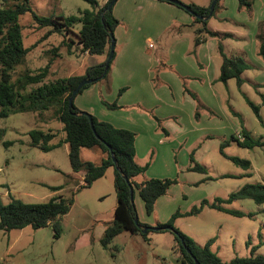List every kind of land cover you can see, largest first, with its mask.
Listing matches in <instances>:
<instances>
[{"label": "rangeland", "instance_id": "374dc122", "mask_svg": "<svg viewBox=\"0 0 264 264\" xmlns=\"http://www.w3.org/2000/svg\"><path fill=\"white\" fill-rule=\"evenodd\" d=\"M30 1L32 9L46 17L80 15L82 10L92 8L84 0ZM107 1L100 0V3L105 5ZM127 1L118 0L114 6L126 16L131 11L134 17V20L125 18L114 32V59L122 40L132 38L136 58L141 61L136 68L143 85L139 88L131 84L133 87L124 101L128 104L134 100L143 101L144 104L140 106H143L142 111L146 112V119L149 121V126L131 128L140 134V149H145V153L141 151V158L136 161L140 165H152L151 172L149 175L145 173V178L178 179V183L164 195L170 199L169 202L161 204L160 210H155L151 218L140 211L141 218L149 220L148 226L158 227L159 224L168 222L177 210L189 211L200 206L203 200L212 203L217 197L226 199L248 183L264 182V146L249 149L231 140L232 135L237 138L240 135L245 140L242 133V128L245 127L255 139L264 141V58L260 54L262 40L257 37L258 34L264 37V0H256L251 11L239 10L238 0H220L214 16L208 19L209 26L228 28L233 32L224 41L226 54L229 56V50H232V55L243 56L241 47L248 45L250 55L245 59L254 66L242 74L245 80L242 87L238 86L234 78L215 85L232 107L224 106L223 109L215 100L212 107L216 110L214 112L200 105L194 94L197 88L203 87L207 93L206 99H203H214L209 96L210 89L207 85L202 84L201 66L193 56L194 48L191 50L195 29L199 26L195 23V17L185 8L169 1L153 0L158 4L174 5L176 11L193 20L191 26L183 22L173 24L170 15L164 16L162 11L149 9L142 0ZM179 1L186 5L206 7L211 3V0ZM20 23L24 46L30 47L31 51L27 54L25 63L18 66L14 79L28 70L37 71L50 60H53L50 69L52 78L83 74L108 57L82 54L79 44L74 45L77 52L69 54L67 43L70 37L76 39L75 34L64 31L51 33L53 27L38 26L32 13L24 14ZM218 32L219 37L227 33ZM148 39L153 40L155 48L149 47ZM255 39L256 49H253ZM187 46L189 49L185 52ZM54 51L59 55H55ZM189 51L191 54H188ZM151 62L155 64L154 68L165 69V74L161 75L156 70L148 79L146 69ZM164 64L167 67L163 68ZM119 82V85L116 84L117 89L113 90L114 97L110 100L116 97L118 88L127 85L126 80ZM161 83L166 85L165 90H161ZM153 85L158 86L156 92ZM107 89L108 93L105 90L102 95L105 98H109L111 94V90ZM87 99L90 104L89 97ZM249 101L260 107V116ZM134 109L142 112L138 108ZM118 110L122 114H128L129 109ZM49 113L52 112H23L0 118V196L6 203L13 198L30 203L43 202L54 196H73L74 202L70 211L58 221L59 236H55L52 224L41 228L27 226L23 229L0 231V264H182L172 252L175 237L170 230L150 229L146 237L142 233L124 231L114 238L108 249L103 247L101 237L104 226L112 220L117 204L115 168L109 167L105 175L91 187L78 190L81 178L73 172L64 146L44 151L31 144L29 132L32 129L60 127L56 119L47 123ZM216 126L224 130H219ZM165 130L171 135H166ZM226 134H229L228 138L224 137ZM227 140L229 144L223 148L222 145ZM100 153L105 155L98 147L85 148L82 150V158L99 164ZM225 154L250 160L252 166L245 169ZM196 163L206 167L207 172L186 170ZM249 173L251 175H246ZM52 186L61 188L53 191L50 188ZM138 203L144 211L141 198ZM224 207L239 211L241 215H233L206 205L195 215L177 218L174 225L198 245L205 246L213 240L212 251L224 261L252 254L264 255V204H257L252 199H237L224 204Z\"/></svg>", "mask_w": 264, "mask_h": 264}, {"label": "trees", "instance_id": "16d2710c", "mask_svg": "<svg viewBox=\"0 0 264 264\" xmlns=\"http://www.w3.org/2000/svg\"><path fill=\"white\" fill-rule=\"evenodd\" d=\"M84 1L91 4L92 8L82 10L80 15L65 16L60 14L46 17L37 14L32 9L30 0H0V118L23 112H38L41 114L46 111L52 112L50 114L61 121L62 129H32L29 132L31 144L44 151H50L58 148L63 143H68L69 159L73 170L75 172H86L84 184L80 185L78 190L91 187L96 180L105 175L109 167L115 168L114 186L118 203L114 211V220L108 224L101 238V244L105 249H108L114 238L124 231H130L134 234L142 233L145 234V237L149 232V230L143 231V227L148 226V224L140 220L139 223H136V218H139L135 203L136 192H138L144 202L146 214L151 215L155 210L157 200L167 194L168 190L178 183V179L150 178L137 182L136 176L145 173L149 168L148 164L140 165L136 161L137 133L131 129L116 127L111 122L101 120L92 114V122L99 136L97 137L92 128L90 117L87 114L77 115V113L87 111L79 109L75 102L73 109H70L69 99L73 90L86 77L91 79L101 77L105 71L106 60L99 65L88 68L85 74L54 78L50 77L51 64L53 63V60H50L37 71L28 70L25 74L19 75L18 78L14 79L18 66L25 63L26 56L31 51L30 47L24 46L22 25L20 23V18L28 12L32 13L38 26L53 27L50 30L51 33H62L64 31L75 34L76 39L70 37V41L67 43L69 54L73 55L74 52H77L74 49V45L79 44V51L82 54L89 52L90 54L109 55L112 41L111 32H115L120 24L119 19L114 15L116 3L111 9L107 10L112 0H108L105 5H101L100 0ZM255 1L238 0L239 10L251 11ZM210 5L207 7L196 4L190 5L194 12L191 14L195 17V23L199 24V27L195 29L196 45L201 44L208 37L220 35L219 32L208 27L209 20L197 17V15L208 16ZM229 36H231L230 33H225L220 40L222 41L223 38H228ZM257 37L262 40L260 54L264 58V37L262 38L260 34ZM221 41L219 42V49L223 62L219 81L226 83L229 79L234 78L237 80L238 86L242 87L245 82L242 74L246 70L251 69L252 65L243 56H228ZM54 53L57 56L59 55L57 51H54ZM111 65L102 79L108 78ZM93 83L85 85L79 94ZM249 103L255 109L256 114L260 116V107L251 101ZM105 104L111 109L119 108L117 103ZM233 112L235 113V111ZM61 133L64 134V138L58 139ZM242 133L245 136L244 141H240L235 135H232L231 140L249 149H254L256 146H264V141L255 139L252 132L245 127L242 128ZM56 139H58L57 142H54ZM228 144L229 141L227 140L222 145L223 148ZM97 147L105 154L101 163L97 164L82 158V148ZM112 153L115 155L117 165L122 172L116 168ZM226 156L245 169H249L252 166L250 160ZM189 170L207 172L206 167L198 163L191 166ZM123 174L128 176L134 188V199L131 197V187ZM246 175H251V173ZM50 188L53 191H58L61 187L52 186ZM237 199H252L257 204H264V182L248 183L239 191L231 193L226 199L217 197L212 203L208 200H203L200 206L193 207L187 212L177 210L168 222L158 225V227L170 226L174 228L175 231H171L175 237L172 252L177 255L178 260L182 264H196V260L200 264H264V255L262 254H252L247 257H236L230 261H224L217 253L212 251L213 240H210L205 246L198 245L190 236L181 232L174 225L177 218L195 215L201 212L206 205L233 215H241L239 211L224 207V204L231 203ZM73 202V196L68 198L54 196L43 202L30 203L13 198L6 203L0 196V231L23 229L27 226L41 228L52 224L55 236H59L58 221L70 211ZM182 240H184L185 244H183ZM186 246L192 253H189Z\"/></svg>", "mask_w": 264, "mask_h": 264}, {"label": "crops", "instance_id": "0c3cea01", "mask_svg": "<svg viewBox=\"0 0 264 264\" xmlns=\"http://www.w3.org/2000/svg\"><path fill=\"white\" fill-rule=\"evenodd\" d=\"M129 1H131V0H128L127 2H129ZM132 1L133 2H140V0H132ZM142 2H144L145 5H147V7H149V9H154L156 11H162L164 16H167V14H168V16L170 15V21H172L173 24L174 23L177 24V23H182L183 22L187 26H191L192 23H193V20L190 19V17H188L187 15L183 16V14H181L179 11H176L177 9H176V7L174 5H171V4L168 5V3L167 4H165V3L158 4V3H156L153 0H142ZM129 13L130 14L128 16H126V15L123 14V12H120V10H116V8H114V15L119 19L120 22L121 21L123 22L124 19L127 18V17L129 19H131V20H134V17H133V14L131 13V11ZM176 14H178V16H175ZM174 16H175V18H174ZM220 19L223 20L222 17ZM263 22H264V20H263ZM209 25L210 24L208 23V27L211 30H214V31H217V32L218 31H221V32L223 31V32H227V33L230 32V33H232L231 35H233V32L231 30H229L228 28H219L218 26H212L211 27ZM182 26L183 25L181 24L180 27H182ZM198 27H196V28H198ZM195 36H194L193 46L191 47V50H193V48H194V55L193 56L198 59V63L201 66L200 74H202V76H203V80H201L202 84L203 85H205V84L207 85V87L210 89L209 90V96L211 95L212 96L211 98H214L211 101L206 100L212 106L209 105L204 100V99H206L205 97H207L206 91L204 90L203 87H199L194 92V94L196 95L197 102L200 105L205 106V108L207 110L211 111V112L216 111L215 109L212 108L215 100H216V104H221L223 106V109H225L224 106H226V108H227V106L232 107V104L227 100V97L225 96V98H223L222 95H221L220 90L215 88V85H217V83L221 82V81H219V77H220V74H221L220 72H221V65H222V62H223V57H222V54H221L220 49H219V42L221 41L220 39H221L222 36L221 37H219V36H217V37L216 36L215 37H208L206 40H204L199 45L195 44ZM149 40H152V39H148V43H149ZM225 40L226 39L223 38V40L221 41L222 44H223L224 51H225V45H224V41ZM255 42H256V39L252 43L253 44L252 45L253 49L254 48L256 49V45H255L256 43ZM233 48H235V47H233ZM188 49H189V46H187L185 52H187ZM229 51H230L229 52L230 53L229 56H234V55H232L233 54L232 50H229ZM241 51H243V53H244L243 54L244 58L248 57L250 55V52H249V49H248V45H246L245 47H241ZM88 53L89 52H85L84 54H88ZM188 54H191V52L189 51ZM138 62L141 63V61H139L136 58V50H135L134 42H132V38L128 37L126 39H123L121 44H120V50L118 52V55L116 56V59H114L112 65H111L112 68L110 70L108 78L107 79H100V80L94 82L90 87H88L81 94H79L76 97V99H75L77 107L79 109L83 110V111H87V112H90V113L96 115L101 120H106V121L111 122L112 124H114L116 127H119V128L131 129L132 127H135V126H142V125H148L149 126V124H148L149 121L146 119L147 118L146 117L147 115L145 114L146 112H143L142 111V107L143 106H140V105L144 104V102L141 101V100H134L133 102H131V104H128V103H126L124 101L125 96L129 92V90L133 87L131 84H133V85H135L136 87H139V88H141L142 85H143V82H142V80H140V77H139L140 76L139 75L140 72L136 68ZM154 67H155V64L153 65V63L151 62L149 67L146 69L147 73H148V76H149L148 79H150L151 74H153V72L156 71V70H157V73H161V75L165 74L164 73L166 71L165 69H160V68L156 69ZM165 67H167V65L164 64L163 68H165ZM253 67L254 66L252 65V68ZM83 74H85V73H83ZM121 80H126L127 85L125 87L118 88L116 97L113 100H110L112 98V96L114 97L113 90L115 88L117 89L116 86L120 84L119 81H121ZM154 85H155V83H154ZM161 85H162L161 86V90L162 89L165 90V88H166L165 86L166 85L164 83H161ZM257 86H258V84H257ZM157 87L154 86V91L155 92L157 91V89H156ZM107 88H109V90H111V94L109 95V98H105V96H102L103 92H105V90L107 91L105 93H108V89ZM110 88H112V89H110ZM88 97L90 99V104L88 102L89 100L87 99ZM105 103H110V104L117 103V105L121 109L128 108L129 109L128 110V114H122L121 111L118 110V108L111 109ZM134 108H138V110H141L142 112L136 111V109H134ZM130 112H132V115L130 114ZM46 119H47V123H49L50 121L56 119L59 122V124H60V127L56 128V129H54V128H48V129H54V130H61L62 129L61 121H59L56 117H53L50 113H49V115H47ZM215 128H217L219 130H224L220 126L219 127L216 126ZM131 130L135 131L134 129H131ZM165 133H166V135H171V133L169 131H167V130H165ZM219 134L223 135L221 133H219ZM228 135L229 134H226L224 137L228 138ZM63 138H64V134L61 133L59 135L58 139H63ZM139 138H140V134L137 133V138H136V160L141 158V156H140V152L141 151L143 153H145V149L144 150L140 149ZM58 139L54 140V142L55 141L57 142ZM62 146H64L66 148V150L68 152V155H69V144L68 143H63L59 147H62ZM58 148H56V149H58ZM83 149H85V148H82V150ZM81 156H82V151H81ZM103 156L104 155L101 154L100 161H102ZM88 160L92 161L90 159H88ZM167 160L169 161V158H167ZM147 164L149 165V168L147 169V171L145 173L147 175H149V173L152 170V167H151L152 165L150 166V163H146L145 165H147ZM190 167L191 166L187 167L186 170L190 171L189 170ZM73 172L75 173V175H77L79 177V179L81 178L80 184L81 185L84 184L86 172L85 171L75 172L74 170H73ZM145 173L136 176V178H135L136 181L137 182H141V181H143L145 179H150V178H145V176H146ZM154 178H160V177H154ZM169 190H168V192H169ZM139 198H140V196H139L138 192H136L135 203H136V208H137V211H138L139 220L141 222H143V223L148 224V221H149L148 219H146L145 217L141 218V212L142 213L145 212L144 216H146L147 214H146V210H145V205H144V211H143L142 210L143 207L140 205V203H138ZM169 200L170 199L168 197H165L164 195L161 196L157 200L155 210L159 211L160 207H161V204L168 203ZM171 200H172V198H171ZM117 203H118V199H117ZM116 206H117V204H116ZM116 206H115V208H116ZM115 208L113 210V218H111L112 220H109L110 222L108 224H110L114 220ZM184 212H187V211H184ZM153 213L151 215H148V218L149 217L151 218L153 216ZM108 224L104 226L103 235H104L105 229L107 228ZM175 257H176L177 261L179 263H181L178 260L177 256H175ZM170 264H174V263L171 262Z\"/></svg>", "mask_w": 264, "mask_h": 264}, {"label": "water", "instance_id": "95a60500", "mask_svg": "<svg viewBox=\"0 0 264 264\" xmlns=\"http://www.w3.org/2000/svg\"><path fill=\"white\" fill-rule=\"evenodd\" d=\"M165 1H169L171 3H174V4L178 5V6H181V7L185 8L190 13H194L192 11L190 5H186V4L182 3L179 0H165ZM218 1L219 0H213L212 1L211 5H210V13H209L208 16L203 17L201 15H197V17L200 18V19H205V20L210 19L212 17V15H213L214 11H215V8H216V5H217ZM116 2H117V0H112L110 2V4L108 5L107 10L108 9H111ZM111 37H112V41H111V46H110V52H109V55H108V57H107V59L105 61V71H104L103 75H101V77L96 78V79H91L89 77H86L85 79H83L78 84V86L73 90L72 95H71V97L69 99V107H70L71 110L73 109L75 99H76L77 95L79 94V92L81 91V89L85 85H87L89 83L96 82V81L102 79L104 77L105 73L107 72V70L109 69V67L111 65V62H112V60H113V58L115 56V49H116V38H115L114 32H111ZM81 114H87L90 117V120H91V123H92V128H93L95 134L97 135V137H99L98 134L96 133L95 127H94L93 122H92V113H89V112L77 113V115H81ZM112 156H113L114 162L116 164V168H118L119 171L122 172V170L117 165V160H116V157H115V155L113 153H112ZM123 176H124L125 180L127 181V183L131 187V197H132V199H134V188L131 185L128 176L125 175V174H123ZM136 223H139V218H136ZM150 229H153V230L167 229V230H170V231H175L174 228L173 227H170V226H166V227H150V226H144L143 227V231L144 232H146L147 230H150ZM182 242H183V244H185L184 240H182ZM186 248L189 251V253H192V251L187 246H186ZM196 264H200V262L198 260H196Z\"/></svg>", "mask_w": 264, "mask_h": 264}, {"label": "built area", "instance_id": "2783aa9c", "mask_svg": "<svg viewBox=\"0 0 264 264\" xmlns=\"http://www.w3.org/2000/svg\"><path fill=\"white\" fill-rule=\"evenodd\" d=\"M149 47L150 48H155L156 47V45H155V43L153 42V40H149ZM238 138L240 139V140H244V138L242 137V136H238Z\"/></svg>", "mask_w": 264, "mask_h": 264}]
</instances>
